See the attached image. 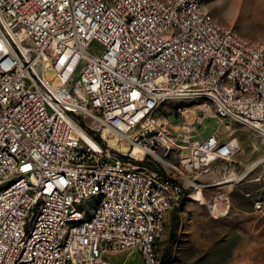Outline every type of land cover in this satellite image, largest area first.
<instances>
[{"label": "built area", "instance_id": "obj_1", "mask_svg": "<svg viewBox=\"0 0 264 264\" xmlns=\"http://www.w3.org/2000/svg\"><path fill=\"white\" fill-rule=\"evenodd\" d=\"M204 1L0 0V264H160L182 182L237 163L224 123L264 139V38Z\"/></svg>", "mask_w": 264, "mask_h": 264}, {"label": "rangeland", "instance_id": "obj_2", "mask_svg": "<svg viewBox=\"0 0 264 264\" xmlns=\"http://www.w3.org/2000/svg\"><path fill=\"white\" fill-rule=\"evenodd\" d=\"M204 6L220 26L248 39L264 38V0H205ZM173 102L159 109L171 130L180 122L172 113ZM216 127V118H206L198 125V137H207ZM222 131L226 139L237 138L240 143L237 163L217 161L194 174V182L204 186L182 182L183 201L170 213L156 242L160 264H264V161L259 162L264 139L236 120L226 121ZM103 264L143 262L136 250L128 249L107 254Z\"/></svg>", "mask_w": 264, "mask_h": 264}, {"label": "bare ground", "instance_id": "obj_3", "mask_svg": "<svg viewBox=\"0 0 264 264\" xmlns=\"http://www.w3.org/2000/svg\"><path fill=\"white\" fill-rule=\"evenodd\" d=\"M108 144L110 145V146H116V138H114V137H109L108 138ZM126 148H124V147H121V150H125ZM262 161H264V157H263V159L261 160V161H259V162H262ZM258 163V161H255V162H253V163H251L250 165H249V167H248V169H247V171H249L250 169H252L254 166H256V164ZM190 182V184L192 185H200V186H204V185H202V184H198V183H195L194 182V180H191V181H189Z\"/></svg>", "mask_w": 264, "mask_h": 264}, {"label": "trees", "instance_id": "obj_4", "mask_svg": "<svg viewBox=\"0 0 264 264\" xmlns=\"http://www.w3.org/2000/svg\"><path fill=\"white\" fill-rule=\"evenodd\" d=\"M98 140L100 141V143H101L102 145H104V146L106 145L105 141L102 140L101 138H99ZM120 156H121L122 158H126V156H123V155H121V154H120ZM152 166L155 167V168L157 167L156 165H153V164H152Z\"/></svg>", "mask_w": 264, "mask_h": 264}]
</instances>
